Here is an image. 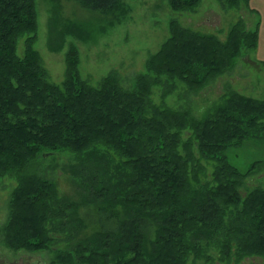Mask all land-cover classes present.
Masks as SVG:
<instances>
[{
  "label": "trees",
  "instance_id": "trees-1",
  "mask_svg": "<svg viewBox=\"0 0 264 264\" xmlns=\"http://www.w3.org/2000/svg\"><path fill=\"white\" fill-rule=\"evenodd\" d=\"M78 1L91 17L51 24L52 52L64 48L66 36L89 42L104 30L97 23L114 27L130 12L125 0ZM168 1L176 12H195L202 3ZM250 2L221 0L224 9L236 10ZM169 29L132 87L117 70L98 87L90 84L73 41L59 85L35 48L37 0H0V185L8 177L17 181L0 229L7 248L48 251L50 264H239L264 258V186L243 194L247 180L264 170V159L243 172L224 155L264 140V98L228 86L201 117L168 104L180 85L187 96L198 95L234 70L244 52L258 49L259 30L243 18L224 41L177 19ZM62 152L74 155L73 184L81 200L61 195L39 169L47 154Z\"/></svg>",
  "mask_w": 264,
  "mask_h": 264
},
{
  "label": "rangeland",
  "instance_id": "rangeland-1",
  "mask_svg": "<svg viewBox=\"0 0 264 264\" xmlns=\"http://www.w3.org/2000/svg\"><path fill=\"white\" fill-rule=\"evenodd\" d=\"M125 2L130 12L120 24L113 27L99 22L96 25L104 30L102 33L95 31L89 42L66 36L64 48L59 52H52L48 47L51 24L56 23L58 28L68 23L66 20L86 23L91 16L78 0H37L39 31L35 48L42 55L52 82L61 85L65 80L66 52L70 41L80 50V71L90 84L98 87L103 78L117 70L123 84L132 87L134 77L145 71L150 55L158 52L169 38V24L172 19H177L194 30L216 34L224 41L231 27L243 18L249 29L259 30L258 49L244 52L234 70L218 78L198 95L192 94L188 97L184 85H180L178 92L168 98V104L174 107H190L194 116L201 117L208 107L219 101L228 86H233L246 96L264 98V0H251L249 7L243 6L240 10L224 9L221 0H202L195 12H176L170 8L168 0ZM96 25L95 29L98 30ZM20 48L22 51V41ZM154 99L160 102L158 90ZM224 155L232 165L245 172L254 161L264 159V140L254 139L241 148L229 149ZM73 160L74 155L69 152L47 154L39 169L41 174L56 183L61 195L66 194L81 200L77 186L73 184ZM212 163L216 161H211ZM213 168L210 165L209 172ZM16 185V179L10 177L0 185V229L8 221L9 203ZM258 185L264 186V170L247 180L243 194ZM52 256L48 251L39 254L16 252L7 248L0 239V264H50ZM213 264L225 263L217 260ZM239 264H264V258L251 257Z\"/></svg>",
  "mask_w": 264,
  "mask_h": 264
},
{
  "label": "bare ground",
  "instance_id": "bare-ground-1",
  "mask_svg": "<svg viewBox=\"0 0 264 264\" xmlns=\"http://www.w3.org/2000/svg\"><path fill=\"white\" fill-rule=\"evenodd\" d=\"M176 147H177V146H176ZM174 149H175V148H174ZM182 152H183V151H182ZM173 155H174V154H173ZM173 155H172V156H173ZM172 159H173V158H172ZM174 159H175V158H174ZM168 161H170V160H168ZM175 161H176V160H175ZM73 168H74V167H73ZM166 172H167V171H166ZM164 173H165V172H164ZM155 174H156V173H155ZM154 177H156V176H154ZM158 186H159V185H158ZM158 186H157V187H158ZM157 187H155V188L157 189ZM158 190H159V189H158ZM156 191H157V190H156ZM158 192H159V191H158ZM209 222H210V221H209ZM217 222H218V220H217ZM222 222H223V221H222ZM222 222H221V224H222ZM210 223H211V222H210ZM218 223H219V222H218ZM219 224H220V223H219ZM219 224H218V225H219ZM221 224H220V225H221ZM224 225H225V224H224ZM217 227H219V226H217ZM226 227H227V226H226ZM208 228H209V227H208ZM209 229H210V228H209ZM211 229H212V228H211ZM205 231H207V230L205 229ZM211 232H212V231H211ZM209 234H210V233H209ZM49 263H50V262H49Z\"/></svg>",
  "mask_w": 264,
  "mask_h": 264
}]
</instances>
